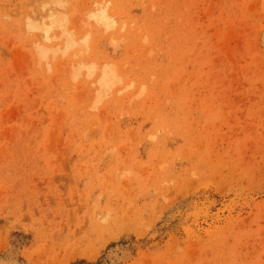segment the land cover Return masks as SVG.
Here are the masks:
<instances>
[{
    "label": "rangeland",
    "instance_id": "obj_1",
    "mask_svg": "<svg viewBox=\"0 0 264 264\" xmlns=\"http://www.w3.org/2000/svg\"><path fill=\"white\" fill-rule=\"evenodd\" d=\"M48 1L0 0V264H264V0H61L43 69Z\"/></svg>",
    "mask_w": 264,
    "mask_h": 264
},
{
    "label": "bare ground",
    "instance_id": "obj_2",
    "mask_svg": "<svg viewBox=\"0 0 264 264\" xmlns=\"http://www.w3.org/2000/svg\"><path fill=\"white\" fill-rule=\"evenodd\" d=\"M56 1H58V2H56ZM54 2L52 3L54 5H52L50 3L52 6H50V4H48L49 1L47 2V4L44 3L45 5L44 4L42 5V7H44V8L41 7L42 11L39 12L38 14H36L35 16H31L35 19V21H31L32 23L29 24V26H28L29 27L28 31L37 32V34L35 35V38L32 42V50H33L35 60L37 63L36 65H38L39 67H41L43 69H49V67L53 64L52 62L55 61L57 58L65 57V56L71 54L72 52H73L72 55H74V56L77 54H82V51H87V49H88L87 35L84 34L85 35L84 37L77 35V37H76V34L74 33V26H72L74 21L72 20L73 22H71V21L68 22V20H67L66 14L69 11L67 10V12L64 13L65 12L64 7L62 8L64 12L61 11L62 9L60 10V8L62 7L61 4H63V6H65V4L62 3L61 0H55ZM96 6H98V5H96ZM93 11H95V10H93ZM93 11H91V12H93ZM90 17L99 21L100 23L102 22L103 19L105 20V18L103 17L102 11L96 12V13H90ZM91 18H89V19H91ZM30 20H32V18ZM81 27H82V24H81ZM80 35H82V33ZM80 37H82V39ZM74 56H72V57H74ZM79 61H81V60H79ZM82 67L84 68V66L81 65L80 69ZM91 67H93V66H91ZM77 68H79V67H76V70H77ZM83 68H82V70H83ZM89 69H90V67H89ZM76 70L74 68L75 72H76ZM74 71H72L73 77H75L78 70L76 73H74ZM94 71H95V68H94V70H92V69L87 70L84 74L82 73V75H84L86 78L90 79V84H92V85L97 84V86L94 87V89H92V91L95 95L99 94L101 92L105 93L106 95H109V93H110V87L109 86L110 85H108V81L105 80V78H103L101 81H98L99 80L98 78H100V77ZM97 71H99V70L97 69ZM47 72H49V70ZM77 75H78V73H77ZM94 105H96V104H94V103L91 104V106H90L91 109L95 108ZM97 222H99V221L97 220Z\"/></svg>",
    "mask_w": 264,
    "mask_h": 264
}]
</instances>
